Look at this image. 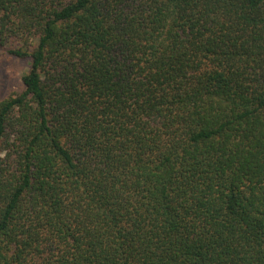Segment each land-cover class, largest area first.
I'll return each instance as SVG.
<instances>
[{
	"label": "trees",
	"instance_id": "trees-1",
	"mask_svg": "<svg viewBox=\"0 0 264 264\" xmlns=\"http://www.w3.org/2000/svg\"><path fill=\"white\" fill-rule=\"evenodd\" d=\"M0 264H264V0H0Z\"/></svg>",
	"mask_w": 264,
	"mask_h": 264
},
{
	"label": "rangeland",
	"instance_id": "rangeland-1",
	"mask_svg": "<svg viewBox=\"0 0 264 264\" xmlns=\"http://www.w3.org/2000/svg\"><path fill=\"white\" fill-rule=\"evenodd\" d=\"M28 60L4 56L0 60V100L22 88V75L28 70Z\"/></svg>",
	"mask_w": 264,
	"mask_h": 264
}]
</instances>
